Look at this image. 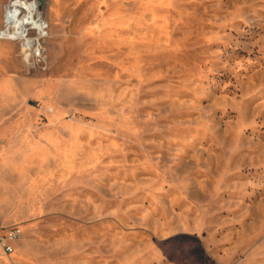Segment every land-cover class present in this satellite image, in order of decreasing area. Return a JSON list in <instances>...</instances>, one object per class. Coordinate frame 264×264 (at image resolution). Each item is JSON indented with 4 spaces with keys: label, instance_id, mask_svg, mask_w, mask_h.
<instances>
[{
    "label": "rangeland",
    "instance_id": "1",
    "mask_svg": "<svg viewBox=\"0 0 264 264\" xmlns=\"http://www.w3.org/2000/svg\"><path fill=\"white\" fill-rule=\"evenodd\" d=\"M35 3L0 0V264H264V0Z\"/></svg>",
    "mask_w": 264,
    "mask_h": 264
},
{
    "label": "bare ground",
    "instance_id": "2",
    "mask_svg": "<svg viewBox=\"0 0 264 264\" xmlns=\"http://www.w3.org/2000/svg\"><path fill=\"white\" fill-rule=\"evenodd\" d=\"M41 4L40 0H36V3L34 4V6L30 5L27 6V11L33 15V21L36 23V25H38V27L36 28L37 31L40 33L41 32V28H42V23H41V19L38 16V6ZM13 15H15L14 12H12L9 8L6 9V23H5V28L3 31H0V38H14L13 37V33L17 32L18 28H19V23H12L13 20ZM17 36L15 37L18 41H23L24 40V35L20 32H17ZM35 46V45H34ZM33 47L31 48H27L25 51V54H29L30 52L33 51ZM40 49V48H39ZM29 57V56H28Z\"/></svg>",
    "mask_w": 264,
    "mask_h": 264
},
{
    "label": "built area",
    "instance_id": "3",
    "mask_svg": "<svg viewBox=\"0 0 264 264\" xmlns=\"http://www.w3.org/2000/svg\"><path fill=\"white\" fill-rule=\"evenodd\" d=\"M22 235V229L18 225L0 229V251L4 254H12L15 250L14 242Z\"/></svg>",
    "mask_w": 264,
    "mask_h": 264
},
{
    "label": "water",
    "instance_id": "4",
    "mask_svg": "<svg viewBox=\"0 0 264 264\" xmlns=\"http://www.w3.org/2000/svg\"><path fill=\"white\" fill-rule=\"evenodd\" d=\"M40 1H42V0H40Z\"/></svg>",
    "mask_w": 264,
    "mask_h": 264
}]
</instances>
